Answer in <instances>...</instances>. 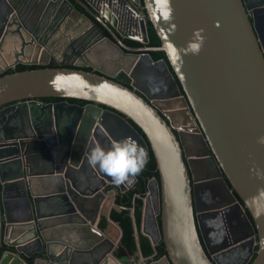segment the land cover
I'll list each match as a JSON object with an SVG mask.
<instances>
[{"label":"water","instance_id":"1","mask_svg":"<svg viewBox=\"0 0 264 264\" xmlns=\"http://www.w3.org/2000/svg\"><path fill=\"white\" fill-rule=\"evenodd\" d=\"M27 1L6 0V11ZM46 1L56 7L42 6L40 29L29 28L16 11L0 27V74L25 62L4 59L6 46L16 54L30 51L40 65L0 76V264H125L110 251L99 255L101 243L76 246L48 234L54 226L80 223L105 239L86 209L116 183L90 166L88 156L124 138L142 146L147 160L151 151L156 157L160 179L148 184L142 231L154 245L163 238L167 264H220L201 238L204 219L216 213L244 221L248 231L232 248L249 245L253 253L258 244L250 264H264V0H143L144 13L142 0ZM147 17L160 46L147 45ZM90 26L101 37L93 40ZM124 37L144 45L130 47ZM53 42L69 45V57L82 53L86 62L50 65ZM105 43L117 52L110 67L107 57L98 63ZM153 50L165 51L169 63L154 59ZM118 73L130 84L116 80ZM158 74L165 81L156 87ZM124 183L134 184L125 181L121 189ZM213 184L227 199L197 207L199 187L214 191ZM98 207L93 202L89 209L96 214Z\"/></svg>","mask_w":264,"mask_h":264},{"label":"flooded vegetation","instance_id":"2","mask_svg":"<svg viewBox=\"0 0 264 264\" xmlns=\"http://www.w3.org/2000/svg\"><path fill=\"white\" fill-rule=\"evenodd\" d=\"M34 1H36V4L39 3V6L37 7L39 9H41L43 7H46V8H48L50 10V9H53L54 7H56V6H52V4H50L49 1H46V0H42V2H41V0H29V1L25 2V3H22V2L17 3V5H18L17 6V10H15V9L14 10L16 11L18 16L22 20L26 19V23H27L28 27L31 28V29L32 28H34V29L35 28H39V25H41L40 19H37V17L35 18V21H31L30 19H27V17H26V15L28 14V12L26 13V8H28V7L32 8L33 6H37ZM0 3H1V8L0 9L3 10V13L0 15V27H1V25H3V23H4V19L7 18V15L10 16L11 12L6 11V10L9 9L6 0H0ZM63 6L65 8L68 7V5L66 3H64ZM139 10H140L141 13L145 12V9L143 7V0H142L141 5L139 6ZM15 11H12L11 16H12L13 12H15ZM147 23H148V17H147ZM37 24H39V25H37ZM44 24H46V23H44ZM91 27H93V26H90L89 28H91ZM104 30L109 36H111V34L106 29H104ZM22 31L25 32L24 30H22ZM97 32H98V30H96V28L92 29L91 34L95 35L93 40L98 39L99 37H101L100 36L101 34L99 32L98 33ZM147 32H148V28H147ZM133 34L136 35L137 32H133ZM148 36H149V34H148ZM24 39L26 40V42H29L31 40V39H29V38H27L25 36H24ZM102 40L103 39H101V41ZM123 40L130 47H139V46H143L144 45L139 40L133 39V38H130V37H124ZM130 41H133V43H131ZM136 42H138L139 44H136ZM56 44L57 43L53 42V44H52V46L50 48L52 56H54L56 58L55 62H51L50 65H55L56 63H60L61 61H64V63L66 65H68V66H77V64L86 62L87 59H84L82 57V53L79 54V55L75 54L74 55V59L70 58L69 56L73 55V53H72V50L69 47V45H67V44L64 45L62 43H58L57 45ZM147 45L152 46V45H150V38H149V42L147 43ZM100 47H102V46H100ZM153 47H155V46H153ZM12 49H13V47L6 46L4 52H2V55L4 56V59H7V60L10 61L11 59H14V58L18 57V58H20L21 60H23L25 62H19L15 66L9 67L7 70H5L4 73H1L0 76L5 74V73L10 72L11 70L16 71V69L18 68V66L20 64L39 66L40 67V65L38 63H32L35 60H34V57H32V55L28 56L29 54H31L30 51L28 52V50H27L26 51L27 53H25V54H20V53L16 54V52H14ZM103 50H104V53H102V54H104L103 55L104 57L100 58L98 63H100V64L102 63L103 64L105 62V60H106V59L104 60V58L107 57L108 60H109V62L106 63L107 66L112 65V63L110 62V57H113V56L115 57L117 55V52L112 47H110L108 44H106V43L103 45ZM159 51H161V50H159ZM165 54H166V52H165ZM0 58H2L1 57V53H0ZM162 58L166 59V61L169 63L167 54H166V57H162ZM158 59H161V58H158ZM158 59H156V60H158ZM0 66H2L1 63H0ZM82 67L87 69V70H93L94 69L92 66H89V65L82 66ZM109 67H107V68H109ZM170 68H171V65H170ZM121 75H122V73H118L116 77L121 76ZM123 76L124 77H122V79L128 81V83L130 84L131 79L128 77V75L124 74ZM152 81L155 84V86L158 87V84H160V82L165 81V78L161 74H158V75H155L154 77H152ZM166 85H167V80H166ZM179 86H180V89L182 91V94H185V92H184V90L182 88V85L180 83H179ZM155 90H159V89H155ZM68 99H74V98H68ZM68 99L62 98V99H57V100H54V99L51 100L50 99V100H43V101H45V102H59V101L68 100ZM68 101L71 102V103L81 104V105H85V104L88 103V102H86L85 100H82V99H76L75 101H70V100H68ZM175 101L178 104H181V102H182L181 98H179V99H177ZM177 116H178L177 120L185 118V114L184 115H177ZM187 118H190V117L187 116ZM52 143H54V142L52 141ZM197 165L199 166V163L198 164L195 163V166H197ZM200 168H201V170H198L199 171L198 173L200 175H206L207 174L206 169L205 168L203 169L202 167H200ZM133 180H134V178H132L131 182H130V183H134L132 185V187H134L136 185V182H137V181L134 182ZM228 184H229V182H228ZM113 188L121 189V187L119 185L111 183L108 186V188H106L105 190L106 191H110V190H113ZM213 188H215L216 191L215 190L211 191V190H209L207 188L199 187L198 192L196 193V197H195L196 198V206L197 207H201V208L202 207H210L212 205L219 204L220 202L225 201L227 199L226 196H225V192L224 191L222 193H220L221 189H220L219 185H217V184L214 185L213 184ZM127 191L128 190L124 191V193L127 192ZM118 192H120V191H118ZM233 192L235 193V190H233ZM147 193H148V191L146 192V194L144 196V199L147 196ZM93 214L94 213L92 211V215ZM213 215L214 216L211 217L212 219H209L208 217H206L204 219V221L206 222V225H205V233L206 234L204 235L200 231L202 242H203L204 246L206 247V249L209 248V249L217 251L216 253H214L212 255L210 254L212 259L214 261H216V262H219L220 264H250L257 256V252H258V249H259L258 244H256L254 246L253 253H251L249 245H246V246H243V247H238V248H232L233 245H231L236 238H238L239 236L244 235L248 231V229L246 228V226L244 224V221L241 222L238 217H234L233 215H227L226 213L225 214L216 213V214H213ZM249 216H251L250 213H249ZM252 221H253V219H252ZM214 225H220V227L216 228V227H214ZM149 230H153V224L149 227ZM140 232H142V227H141V231ZM140 232L138 230L137 239H139V233ZM161 240H163V238L160 239V241ZM223 247L225 249H221ZM4 248L6 249V247H4ZM213 256L215 258H213ZM162 259H163V256L161 258H159V259H154L153 256H152L149 260L146 261V263L148 264V262H149L151 264V263H154L156 261H160ZM144 262H145V260H144Z\"/></svg>","mask_w":264,"mask_h":264},{"label":"trees","instance_id":"3","mask_svg":"<svg viewBox=\"0 0 264 264\" xmlns=\"http://www.w3.org/2000/svg\"><path fill=\"white\" fill-rule=\"evenodd\" d=\"M147 26L150 45H161V39L157 34L153 23L149 19ZM130 42L133 43V41ZM136 44L139 43L136 42ZM151 54L154 59L166 57L164 51L153 50ZM35 67L39 66L20 64L16 70L32 69ZM10 72H13V70H11ZM123 75L124 73H122L121 76L116 77V80L129 85L128 81L122 79V77H124ZM50 99L57 100L62 98H43V100ZM68 100L75 101L76 99ZM136 176L137 182L134 187H132L125 193H118L114 199L110 198L108 200L107 206L98 223V228L104 234H107V236H112L113 239L118 238L122 232L120 244L116 249V254L125 264H138V262L141 261L142 256L149 259L153 256L154 259H159L167 254L164 240H161L158 244L154 245L148 235L140 232L143 221L144 196L148 191V183L154 177L160 179V173L157 168V160L153 151H151L150 158L147 160V163L143 170ZM112 203L113 206L110 211V218L111 220L115 221L119 225V227L111 222L109 216L106 214L107 209L111 206ZM158 222L160 227H162L161 216H158ZM135 226L140 232L139 239H137L136 237ZM30 261L32 262L31 259Z\"/></svg>","mask_w":264,"mask_h":264},{"label":"crops","instance_id":"4","mask_svg":"<svg viewBox=\"0 0 264 264\" xmlns=\"http://www.w3.org/2000/svg\"><path fill=\"white\" fill-rule=\"evenodd\" d=\"M34 2L36 4V1H34ZM36 5L37 6H33L32 8L31 7L26 8V13L28 12L26 17H27V19H30L31 21H35L36 17H37V19H40L42 14H43V9L37 8L39 6V3H37ZM0 8H1V3H0ZM2 13H3V10L0 9V15ZM53 16H54V10L52 11L51 15L47 16V18H50ZM109 184H111V183H109ZM102 188H104V187H102ZM130 189H131V187H128L126 185L125 188H123V189L113 188V190H110V191L105 190V196H98V194L96 193V195L92 198V200H90L87 204L88 209H86V213L87 214L89 213L88 217L90 218V220H93V223H96V222L99 223L101 217H97L96 215L97 214H100V215L103 214V212L107 206L108 200L110 198L114 199L116 194L124 193V191L130 190ZM118 191H120V192H118ZM79 200H83V198H81ZM93 202L94 203L97 202L99 204V207H98L97 213L92 215V209L90 211L89 208H91V204ZM112 206H113V203L107 209V212H106V214L109 216V218H110V211H111ZM110 221L119 227V225L115 221L111 220V218H110ZM142 223H143V221H142ZM151 225H152V221L148 223L149 227ZM67 226H68L67 228H61V226H58V225L54 226L53 228H50V231L48 232V234L53 239H58V238L63 237L66 241H68L69 243L75 244L76 246H83L84 247V245L87 246V244H93V246H95V244L101 243L100 246H98L99 255H103V256L107 255L108 252L110 251L111 255H113L115 258L118 257L116 254V249L120 244L122 232L119 235V237L115 238V239H113L112 236L109 237V236H107V234H105V239H102V242H101V241H99L101 239L100 236H98L96 234H91L92 231L89 228H87L86 225H81L80 223H73V224H68ZM97 228H98V224H97ZM135 228H136V226H135ZM62 231L66 232V234H65L66 236L63 235L64 233ZM81 236H83V237L86 236L87 238H89V240L93 241L94 243L88 242V240H87V243H86V241L80 242V241H82V240H79L81 238ZM137 236H138V229L136 228V237ZM53 241H55V240H53ZM111 242H114V245ZM54 245L56 248H59V246H60L58 241H56V243ZM108 256H109V254H108ZM142 257H141V261H139L138 263L139 264H147L146 261L149 259L147 257H144V256H142ZM144 260H145V262H144ZM112 262H113V260H111L109 264H113ZM148 264H150V263L148 262ZM151 264H167V263L164 259H162L160 261H157V262H154Z\"/></svg>","mask_w":264,"mask_h":264},{"label":"clouds","instance_id":"5","mask_svg":"<svg viewBox=\"0 0 264 264\" xmlns=\"http://www.w3.org/2000/svg\"><path fill=\"white\" fill-rule=\"evenodd\" d=\"M90 166H98L119 185L138 175L147 163V155L134 139L124 138L109 149L94 147L88 156ZM219 228L220 225H214Z\"/></svg>","mask_w":264,"mask_h":264}]
</instances>
